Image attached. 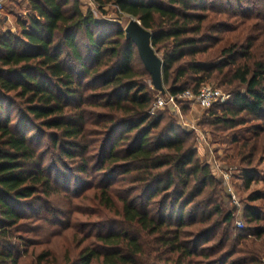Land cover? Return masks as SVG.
I'll return each mask as SVG.
<instances>
[{
    "label": "trees",
    "instance_id": "1",
    "mask_svg": "<svg viewBox=\"0 0 264 264\" xmlns=\"http://www.w3.org/2000/svg\"><path fill=\"white\" fill-rule=\"evenodd\" d=\"M91 1L101 13L105 6H115L119 15L134 16L152 32L153 48L157 53L164 49L160 57L164 86L172 67L190 58L175 68L168 94L187 89L197 93L206 79L213 77L220 82L222 73L221 81L244 86V93L232 91L229 105L221 107L222 113L214 121L227 128L260 122L249 126V137L238 140L239 167L250 166L264 153V0H251L252 4L247 0H236L237 4L229 0ZM27 3L32 11L27 18L31 29L25 30V25L18 22L20 35L0 32V112L5 102L18 106L16 124L10 123L9 116L0 120V264H18L20 251L12 239L23 219L21 208L40 193L48 196L52 192L44 155L33 145L35 140L28 136V129L32 127L43 135L45 130L50 131L48 138L60 158L78 159V170L84 172L92 159L89 152L95 149L90 137L96 130L88 129L89 125L104 127L102 144L93 157L99 169L106 163L118 165L121 174L133 171L126 183L134 188L119 193L121 222L117 228L96 234L94 247L84 246L75 260L65 263L214 264L196 259L208 256L186 230L194 223H207L212 211L220 212L217 205L210 212H199L206 206L203 200L195 201L207 183L212 184L209 168L194 159L172 123L160 126L163 116L149 114L153 91L138 80L146 70L142 65L145 72H139L133 66L136 47L125 40L122 28H115L112 37L92 10H82L79 0ZM247 3L252 6L249 14L232 10L231 17L239 16L232 24L223 18H228L231 10L226 6L242 9ZM221 31L236 33L220 51L228 60L212 66L195 62V55L209 50L218 40L214 35ZM79 32L84 34L96 69L104 68L97 77H93L97 70L93 72L85 63L76 38ZM71 60L78 64V74L71 70ZM214 70L216 76H212ZM182 78L185 80L177 85ZM82 79H87L84 84ZM96 81L100 87L109 88L102 96V106L109 112L100 115L98 121L87 118L82 108L88 102L85 89ZM190 83L193 85L189 89ZM243 178L246 186L253 180L247 170ZM103 188L105 197L107 186ZM135 190L137 199L130 198ZM158 193H163L161 198L152 200ZM260 198L259 193L250 196V200ZM104 201L107 205L110 200ZM246 216L253 221L259 218L252 208L247 209ZM231 218V212L227 213L225 220ZM216 228L212 224L202 235H210ZM262 232L258 229L253 236ZM49 256L39 257L47 260Z\"/></svg>",
    "mask_w": 264,
    "mask_h": 264
},
{
    "label": "rangeland",
    "instance_id": "2",
    "mask_svg": "<svg viewBox=\"0 0 264 264\" xmlns=\"http://www.w3.org/2000/svg\"><path fill=\"white\" fill-rule=\"evenodd\" d=\"M79 1L82 10L84 12L88 9L92 10L94 16L104 24V28L112 37H114L115 28H124L128 15H119L115 6H105L104 13H101L91 0ZM210 1L214 3L215 0H208ZM247 1L252 4L251 0ZM229 2L237 4L236 0H229ZM248 3L243 4L242 9L237 5L226 6L228 10H231L228 11L229 17L225 15L223 18L232 24L239 16L231 17L230 12L237 10L238 13L245 11L249 14L252 6ZM29 15H32V11L27 0H4L0 9V32L10 31L20 35L21 29L18 22L25 25V30H30L27 19ZM235 35V32L227 33L226 31L215 34L214 36H218L217 42L211 43L210 49L205 53L195 55L194 61L207 66L227 61V57L220 54V51ZM76 38L85 57L86 65L93 72L97 70L93 73V77H97L104 68L96 69L95 61L88 52L89 46L84 39L83 32H79ZM27 48L30 47L27 46ZM163 51L164 49L158 52L160 57ZM188 59L190 58H185L180 63ZM180 63L172 67V74L164 86L165 89L174 82V70ZM70 66L75 74L79 73L76 62L71 60ZM133 66L139 72H145L136 51H134ZM227 69L228 66L224 68V71ZM216 75L217 71L214 70L212 76ZM222 76L223 73L220 75V82L212 77L202 83L204 86L218 88L223 94V99L210 108H201L193 101L178 100L176 107L166 105L157 109L155 114L163 116L160 126L167 123L174 125L175 133L185 139L186 145L193 152L194 159L199 164L208 166L211 174L212 184L207 183L195 201L203 200L206 206L199 212L203 210L210 212L214 205L220 207V212L213 213L215 211H212L205 224L194 223L186 227V230L193 236V242L198 244L199 250H205L208 256L204 259L198 256L196 259L203 262H214V264H264V153L257 156L254 162L246 168L242 165L238 166L240 164L237 156L241 142L238 140L249 137V126L260 124V122L254 120L235 128H227L222 123L214 121L215 117L221 115V107L229 105L233 90H239L241 93L245 91V87L235 81L231 84L221 81ZM82 80L84 84L87 79ZM138 80L149 85L153 91L152 99L155 101L160 94L153 89L148 74L145 72V75L138 77ZM184 80L182 78L176 84L179 85ZM99 85L100 82L96 81L91 84L90 89H85L84 95L88 98V102L82 107L87 118L97 121L101 119L100 115L109 112L106 107L102 106V96L109 91V88ZM192 85L190 83L188 88H192ZM17 109L16 104L3 103L0 120L3 121L5 116H9L10 123L16 124ZM90 128L93 131L96 130L90 137L94 141L92 146L95 149L89 152L92 159L89 158L88 168L84 172L78 170V159L70 161L65 157L60 158L57 148L48 138L50 131L45 130L43 135L41 131L32 127L28 129V136H32L35 140L33 145L44 155L43 165L47 174L50 172L48 175L52 192L48 196L40 193L21 208L23 219L18 222L16 230L13 231L12 239L20 251L18 264H66L65 260H75L84 246L94 247L97 244L96 234L104 233L112 227L117 228L121 222L119 193L127 188H134L133 184L126 183V179L130 178L134 172L121 174L118 165L112 166L106 163H103L102 169H99L98 161L96 157H93L97 148L102 144L104 127L89 125L88 129ZM246 170L253 176L248 186L245 185L243 178ZM105 186H107L106 195L103 197L102 190H105L103 188ZM255 193H259L262 198L250 200V196ZM137 194L138 191H132L130 198L137 199L135 197ZM162 194L158 193L152 200H158ZM106 198L111 201L107 205L104 201ZM250 208L259 214L257 221L250 220L246 216V211ZM187 212L188 207L185 214ZM230 212L232 218L226 221L225 217ZM239 222L243 224L242 228L238 226ZM212 224H215L217 228L210 235H202V232ZM258 229L263 230L261 236H253ZM47 253H50L47 260L40 259L39 256Z\"/></svg>",
    "mask_w": 264,
    "mask_h": 264
},
{
    "label": "water",
    "instance_id": "3",
    "mask_svg": "<svg viewBox=\"0 0 264 264\" xmlns=\"http://www.w3.org/2000/svg\"><path fill=\"white\" fill-rule=\"evenodd\" d=\"M126 41H130L137 50L138 57L150 76V82L154 90L160 95H166L167 91L163 84V62L151 43L152 32L144 28L134 17L128 15L123 28Z\"/></svg>",
    "mask_w": 264,
    "mask_h": 264
},
{
    "label": "built area",
    "instance_id": "4",
    "mask_svg": "<svg viewBox=\"0 0 264 264\" xmlns=\"http://www.w3.org/2000/svg\"><path fill=\"white\" fill-rule=\"evenodd\" d=\"M3 2L0 0V9L2 8ZM223 99L222 92L215 87L202 86L197 93H193L191 90H185L177 95H171L166 93V95H159L152 106L149 109V114L154 115L157 109L163 106H173L176 107L178 100H189L195 102L201 108H209L215 103L220 102ZM239 227H243L241 222L238 223Z\"/></svg>",
    "mask_w": 264,
    "mask_h": 264
},
{
    "label": "crops",
    "instance_id": "5",
    "mask_svg": "<svg viewBox=\"0 0 264 264\" xmlns=\"http://www.w3.org/2000/svg\"><path fill=\"white\" fill-rule=\"evenodd\" d=\"M4 0H1V2H3Z\"/></svg>",
    "mask_w": 264,
    "mask_h": 264
}]
</instances>
